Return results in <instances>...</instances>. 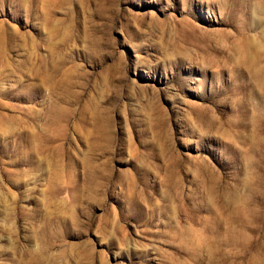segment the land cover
<instances>
[{"label": "rangeland", "instance_id": "1", "mask_svg": "<svg viewBox=\"0 0 264 264\" xmlns=\"http://www.w3.org/2000/svg\"><path fill=\"white\" fill-rule=\"evenodd\" d=\"M0 264H264V0H0Z\"/></svg>", "mask_w": 264, "mask_h": 264}]
</instances>
